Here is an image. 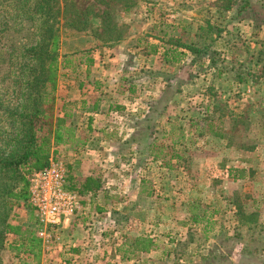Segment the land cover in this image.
Masks as SVG:
<instances>
[{"label":"rangeland","instance_id":"obj_1","mask_svg":"<svg viewBox=\"0 0 264 264\" xmlns=\"http://www.w3.org/2000/svg\"><path fill=\"white\" fill-rule=\"evenodd\" d=\"M37 1L0 0V136H9L17 127L12 115L15 94L3 91L2 86L17 82L28 66L29 50L38 41L34 13ZM190 1L195 0H184L180 5L182 12L196 13L197 24L204 32L209 25L226 31L220 40L224 47L212 45L213 60L205 56L184 61L161 73L151 67L142 69L146 81L153 78L158 83L166 82L162 94L148 105L149 114L150 106L165 94L169 96L166 108L154 118L148 140L161 151L144 149L141 153L120 142L116 152L132 160L128 167L132 186L129 197L117 199L128 207L99 215L92 208L97 217L86 219V223H93L98 218L96 228L100 230L93 232L97 236L116 231L115 226L119 228L117 241L124 244L121 251L130 262L121 259L114 264H264V9L259 3L254 14L257 19L247 15L236 19L233 6L232 16L228 13L220 22L216 17L208 20L205 6ZM219 1L222 6L231 3ZM145 2L149 8L155 4V0ZM65 3L71 11L65 16L60 11L55 51L76 60L89 58L99 47L108 46L96 39L103 23L116 22L122 35H127L130 25L125 23L124 9L136 5L137 0H59L56 8L61 10ZM73 17L88 23L80 29L65 25V19ZM148 23V31L154 34L159 33L157 27L171 26L156 18ZM198 28L183 30L185 35L180 32L181 37L173 39L185 44L201 42ZM174 34L179 36L178 31ZM139 74L134 71L132 80H139ZM81 75L79 68L68 77L57 72L51 109L54 120L59 118L56 97L74 86ZM154 89L152 94L159 90ZM143 119H132V127L135 120ZM215 133L222 137H215ZM1 142L0 151L10 150V141L4 146ZM240 170L244 171L242 177L235 172ZM29 181L30 176L25 177L17 190L26 195ZM84 200L89 203L87 198ZM12 214L14 224L20 225L24 233L7 235L0 241V264H71L59 258L55 246L52 253L45 252L35 236V215L30 208L15 204ZM101 239L100 246L85 251L79 264L101 263ZM139 239H150L152 249L142 252Z\"/></svg>","mask_w":264,"mask_h":264},{"label":"crops","instance_id":"obj_2","mask_svg":"<svg viewBox=\"0 0 264 264\" xmlns=\"http://www.w3.org/2000/svg\"><path fill=\"white\" fill-rule=\"evenodd\" d=\"M198 1L190 2L205 6L204 13L209 15L208 20L216 17L221 22L228 13L232 16L230 9L223 8L219 0ZM183 2L184 0H155V4H152L154 6L149 8L145 0H137L136 5L123 13L127 20L125 23L130 25L129 33L111 46L99 47L89 58L82 56L74 59L76 63L79 61L80 64L76 65L82 75L74 86L65 88V92L56 97L59 105L57 114L61 119L67 117V125L73 123L75 141L58 145L55 148V158L66 165L77 183H81L84 178H95L101 185L100 189L85 196L89 203L82 204L84 212L78 213L61 228V238L54 251L68 263L79 264L87 249L100 246L101 238L104 242L98 256L101 263L96 261V264H114L121 259L130 262L126 253L121 251L124 244L117 241V234H121L117 226L113 228L116 231L101 237L93 233L99 229L96 228L98 218L96 223H92L91 229L86 228L84 231L88 223L86 219L89 216L93 218V215L96 218L100 212L107 214L109 209L114 213L120 208L128 207L124 206L123 201L119 202L117 197H129L132 177L128 167L132 160L120 157L116 147L132 134V119L148 115L149 102L162 94L161 90L166 83L165 80L158 83L153 78L146 81L143 79L142 69L153 68L160 72L165 68L172 70L174 66L179 67L184 61L192 62L187 51L169 43L174 37L180 38L183 30L188 32L191 27L201 28L197 24L199 18L196 13L182 12L180 5ZM152 18L168 21L171 26L157 27L159 33L149 32L148 21ZM183 23H186L185 26ZM152 27L156 26L151 25L150 28ZM169 29L174 30L172 34L167 32ZM175 31L179 32V36H175ZM194 31L197 28L193 29L192 37ZM222 32H219V36L212 33V45L221 44L224 47V42L220 40L227 32ZM87 60H90L89 64ZM157 64L158 67L155 66ZM134 71L140 73L139 80H132L135 79L132 76ZM126 77H129L128 80ZM155 87L159 90L152 94ZM107 198L111 199L107 201ZM92 208L98 211L97 214L91 212Z\"/></svg>","mask_w":264,"mask_h":264},{"label":"trees","instance_id":"obj_3","mask_svg":"<svg viewBox=\"0 0 264 264\" xmlns=\"http://www.w3.org/2000/svg\"><path fill=\"white\" fill-rule=\"evenodd\" d=\"M259 3L260 9H264V0H237L236 2L231 0V3H227L223 8L232 9L234 6L236 19L240 15L257 19L254 14L257 13L256 5ZM58 4L59 0H38L36 2L34 13L37 15L36 32L38 41L29 50L27 56L28 66H26L22 77L17 82L2 86L3 91L15 94L13 97L15 99L13 113H11L17 127L9 133V136H0V140L3 141L1 145L4 146L8 141L11 142L10 150L4 148L0 151V241L7 235L18 236L24 233L20 225L14 224L15 216L12 211L15 204H17V207L30 208L34 213L29 203V188L25 195L22 190H17L18 183L23 181L25 177L43 170L49 164L50 158H54L55 148L58 145L74 143L75 141L73 123L67 125V117L65 116L62 119L54 120L51 112L55 101L53 85L57 72L59 71L63 76L68 77V73H74L77 65L80 64L79 61L76 63L71 55L59 56L55 51L59 32L58 16L60 11L64 16L68 15V10L71 11L66 3L61 10L56 8ZM128 9L129 7H126L124 10L127 11ZM64 23L68 26H74L75 29H80L79 26L88 22L86 19L79 20V18L73 17L65 19ZM101 29V33L96 39L102 45L111 46L123 38L116 22L103 23ZM213 31L217 36L221 32L209 25L207 32H204L203 28L200 29L199 38L201 42L185 44L180 40L170 39L169 43L187 51L191 55L192 61L200 60L205 56L213 60L215 52L211 50L212 41L207 39L208 34ZM204 38L208 42L202 41ZM86 62L89 64L90 60ZM168 102L169 96L165 94L157 103L150 106L149 114L143 120H135L134 132L125 140L124 145L133 146L141 153L144 149L160 152L161 149L157 148L154 142L148 143V140L152 135L154 118L163 112ZM138 124L140 128L137 127ZM214 136L222 137L218 133H215ZM175 144H172V146L174 147ZM75 150H78V148ZM154 155L157 157L156 154ZM165 165L170 167L168 164ZM235 172L239 173L240 177L244 173L243 170ZM68 173V189L76 192L81 198V203L86 205L85 196L100 189V182L95 178H84L81 183H77L75 179H72L69 169ZM21 199L22 203L18 204ZM27 200L28 204L26 203ZM34 225L37 238L38 224L36 219ZM38 241L40 242L39 239ZM137 244L141 246L140 250L146 253L153 247L150 239H139Z\"/></svg>","mask_w":264,"mask_h":264},{"label":"built area","instance_id":"obj_4","mask_svg":"<svg viewBox=\"0 0 264 264\" xmlns=\"http://www.w3.org/2000/svg\"><path fill=\"white\" fill-rule=\"evenodd\" d=\"M68 176L66 165L55 158L30 176L29 203L38 224L37 237L48 254L60 241L63 224L84 212L80 196L68 189ZM86 227L93 225L88 222Z\"/></svg>","mask_w":264,"mask_h":264}]
</instances>
